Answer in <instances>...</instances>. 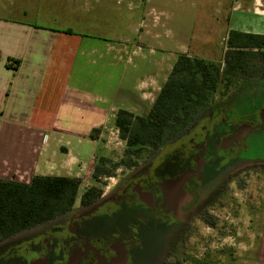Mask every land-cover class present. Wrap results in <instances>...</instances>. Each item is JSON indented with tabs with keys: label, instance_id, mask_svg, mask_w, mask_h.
I'll use <instances>...</instances> for the list:
<instances>
[{
	"label": "rangeland",
	"instance_id": "374dc122",
	"mask_svg": "<svg viewBox=\"0 0 264 264\" xmlns=\"http://www.w3.org/2000/svg\"><path fill=\"white\" fill-rule=\"evenodd\" d=\"M219 1L0 0V16L15 22L56 29L69 27L75 32L100 35L116 45L119 42L128 45L131 51L140 47L138 53L131 55L136 67L128 65L125 86L130 88L140 79L158 74L161 87L180 54L222 62L228 49L229 25L245 32L262 30L259 25L264 24V12L258 8L264 7V0H239L237 9H232L229 15L225 11L235 4ZM253 63L244 78H236L229 87L220 85L216 92L210 93L180 130L166 132L161 146L174 139H188L187 135L198 129L204 118L214 115L228 101L235 104V113L242 123L258 121L259 107H264V59ZM135 94L121 107L136 102L134 96L138 93ZM148 111L142 109L140 115ZM115 117H111L106 128L96 132L98 139L82 132L69 137L82 167H87L82 173L79 195L94 184L109 192L130 169L126 162L137 165L156 154V148L150 146L138 154L128 152ZM239 151L243 158L233 168V163L223 164L217 173L224 177L230 169L234 171L221 204L212 206V214L218 215L216 226L201 220L190 228L184 241L189 228L180 223L169 224L164 218L145 221L143 228L123 224L135 241V244L127 243L129 260L125 264L178 263L179 258L182 264H259L258 243L264 223V127L248 134ZM100 157L109 159L107 166L118 164V167L111 175H103L96 181L90 170ZM79 202L80 199L75 208ZM91 240L95 243V239ZM17 241H0V264H35L40 255L30 244L23 251V242ZM16 248L17 252L12 253Z\"/></svg>",
	"mask_w": 264,
	"mask_h": 264
},
{
	"label": "crops",
	"instance_id": "0c3cea01",
	"mask_svg": "<svg viewBox=\"0 0 264 264\" xmlns=\"http://www.w3.org/2000/svg\"><path fill=\"white\" fill-rule=\"evenodd\" d=\"M219 2L235 4L225 11L229 15L239 0ZM258 10L262 13L264 7ZM259 26L262 30L252 31L264 33V24ZM139 49L69 27L0 16V178L25 183L39 174L82 178L87 167L74 153L71 134L90 137L120 109L140 115L160 92L158 74L130 88L124 84L131 55ZM136 92V102L122 108ZM257 256L264 264V223Z\"/></svg>",
	"mask_w": 264,
	"mask_h": 264
},
{
	"label": "flooded vegetation",
	"instance_id": "af4514ba",
	"mask_svg": "<svg viewBox=\"0 0 264 264\" xmlns=\"http://www.w3.org/2000/svg\"><path fill=\"white\" fill-rule=\"evenodd\" d=\"M234 107L228 101L204 118L188 139L156 147V154L130 166L115 187L95 201L79 202L77 208L0 241L20 240L23 251L30 244L40 255L35 264H125L127 243L135 241L123 224L143 228L145 221L164 218L189 228L184 241L201 220L216 226L218 215L212 214V206L221 204L234 171L224 177L217 173L225 163H233V168L243 158L239 150L246 136L264 127L263 106L255 123H242Z\"/></svg>",
	"mask_w": 264,
	"mask_h": 264
},
{
	"label": "trees",
	"instance_id": "16d2710c",
	"mask_svg": "<svg viewBox=\"0 0 264 264\" xmlns=\"http://www.w3.org/2000/svg\"><path fill=\"white\" fill-rule=\"evenodd\" d=\"M223 61L216 62L188 54H180L162 84L151 109L146 115L120 109L115 117L128 152L138 154L145 146L158 147L166 132H177L195 114L197 108L220 85L229 87L236 78H244L254 61L264 59V33L231 29L227 37ZM91 131L93 138L96 132ZM100 157L95 163L93 177L100 181L111 175L114 166ZM132 166L133 162H126ZM82 179L69 175H35L25 183L0 178V239L47 222L70 211L78 199L82 204L95 201L102 194L100 185H91L79 195ZM214 225L215 222H209ZM178 263L182 264L180 258Z\"/></svg>",
	"mask_w": 264,
	"mask_h": 264
},
{
	"label": "water",
	"instance_id": "95a60500",
	"mask_svg": "<svg viewBox=\"0 0 264 264\" xmlns=\"http://www.w3.org/2000/svg\"><path fill=\"white\" fill-rule=\"evenodd\" d=\"M37 264H44L43 262L37 263Z\"/></svg>",
	"mask_w": 264,
	"mask_h": 264
}]
</instances>
